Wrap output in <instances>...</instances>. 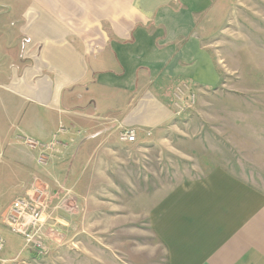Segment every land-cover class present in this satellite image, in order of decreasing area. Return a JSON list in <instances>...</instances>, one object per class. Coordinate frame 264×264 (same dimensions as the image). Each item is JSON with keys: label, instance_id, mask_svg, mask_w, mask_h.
I'll return each mask as SVG.
<instances>
[{"label": "crops", "instance_id": "crops-1", "mask_svg": "<svg viewBox=\"0 0 264 264\" xmlns=\"http://www.w3.org/2000/svg\"><path fill=\"white\" fill-rule=\"evenodd\" d=\"M217 2L0 0V130L20 187L57 183L58 150L80 155L86 183H99L91 178H106L114 143L154 142L180 122L179 82L221 83L200 29ZM127 128L137 142L121 141ZM146 212L167 264H264V191L225 167Z\"/></svg>", "mask_w": 264, "mask_h": 264}, {"label": "rangeland", "instance_id": "rangeland-1", "mask_svg": "<svg viewBox=\"0 0 264 264\" xmlns=\"http://www.w3.org/2000/svg\"><path fill=\"white\" fill-rule=\"evenodd\" d=\"M200 29L221 83L205 89L191 82L196 103L162 138L114 143L117 153L106 155V178H91L99 183H86L80 155L71 162L58 150L57 183L21 188L23 170L7 165L0 130L2 264H167L146 210L168 192L217 166L264 191V0H218ZM49 156L39 153L38 163L45 165ZM37 188L44 190L53 218L47 256L24 248L3 223L7 204Z\"/></svg>", "mask_w": 264, "mask_h": 264}, {"label": "built area", "instance_id": "built-area-1", "mask_svg": "<svg viewBox=\"0 0 264 264\" xmlns=\"http://www.w3.org/2000/svg\"><path fill=\"white\" fill-rule=\"evenodd\" d=\"M191 82H179L173 88L172 106L177 114H183L186 106L196 103ZM120 139L123 142H137L136 128H127L121 131ZM33 194L16 196L3 213V223L10 231L21 237L24 248L32 250L39 256L50 254L53 245L49 229L53 226L52 214L48 213V204L44 190L39 188ZM6 240L0 234V264L4 261ZM6 261V259H5Z\"/></svg>", "mask_w": 264, "mask_h": 264}]
</instances>
